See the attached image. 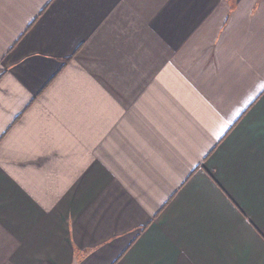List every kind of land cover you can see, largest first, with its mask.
Masks as SVG:
<instances>
[{
  "label": "crops",
  "instance_id": "obj_1",
  "mask_svg": "<svg viewBox=\"0 0 264 264\" xmlns=\"http://www.w3.org/2000/svg\"><path fill=\"white\" fill-rule=\"evenodd\" d=\"M0 264H264V0H0Z\"/></svg>",
  "mask_w": 264,
  "mask_h": 264
}]
</instances>
